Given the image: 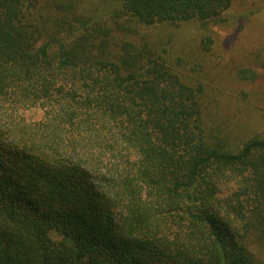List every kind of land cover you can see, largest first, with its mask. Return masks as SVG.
<instances>
[{
    "label": "trees",
    "instance_id": "trees-1",
    "mask_svg": "<svg viewBox=\"0 0 264 264\" xmlns=\"http://www.w3.org/2000/svg\"><path fill=\"white\" fill-rule=\"evenodd\" d=\"M114 2L0 0V264H264V135L200 79L264 0Z\"/></svg>",
    "mask_w": 264,
    "mask_h": 264
},
{
    "label": "rangeland",
    "instance_id": "rangeland-1",
    "mask_svg": "<svg viewBox=\"0 0 264 264\" xmlns=\"http://www.w3.org/2000/svg\"><path fill=\"white\" fill-rule=\"evenodd\" d=\"M89 1H93L96 7L103 5L101 8L105 14L111 12L115 5L114 0ZM243 1V9H252L259 0ZM240 4L237 3L236 8L240 9ZM235 31L215 30L213 52L209 53L213 56L204 60L206 63H218V70L210 73L204 69L200 79L211 86V93L222 101L224 110L230 109L229 124L236 134L243 133L248 137L264 135V54L259 58L253 56L259 47L264 49V14L250 21L243 32ZM190 34L195 32L191 31ZM242 66L253 68L259 78L253 83L241 82L236 71Z\"/></svg>",
    "mask_w": 264,
    "mask_h": 264
}]
</instances>
